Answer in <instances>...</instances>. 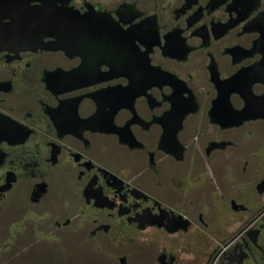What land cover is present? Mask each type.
Segmentation results:
<instances>
[{
  "label": "flooded vegetation",
  "instance_id": "flooded-vegetation-1",
  "mask_svg": "<svg viewBox=\"0 0 264 264\" xmlns=\"http://www.w3.org/2000/svg\"><path fill=\"white\" fill-rule=\"evenodd\" d=\"M11 3L0 264H264V0Z\"/></svg>",
  "mask_w": 264,
  "mask_h": 264
},
{
  "label": "water",
  "instance_id": "water-1",
  "mask_svg": "<svg viewBox=\"0 0 264 264\" xmlns=\"http://www.w3.org/2000/svg\"><path fill=\"white\" fill-rule=\"evenodd\" d=\"M0 8V49L34 48L43 39L44 32H36L33 10H26V15L21 16L22 12H19L18 6L11 3V0L0 2Z\"/></svg>",
  "mask_w": 264,
  "mask_h": 264
},
{
  "label": "rangeland",
  "instance_id": "rangeland-1",
  "mask_svg": "<svg viewBox=\"0 0 264 264\" xmlns=\"http://www.w3.org/2000/svg\"><path fill=\"white\" fill-rule=\"evenodd\" d=\"M18 210L14 211V214H17ZM4 214V213H1ZM10 214V213H9ZM10 216V215H9ZM7 219V217L4 215H1L0 217V225ZM72 247H69V245L66 244L65 248L67 247V250H65L64 255H58L57 253L53 252V255H51V251L48 250L46 247H42L39 245L35 250L28 252L25 254V259L23 261H20L17 264H104V260L96 261L95 259H92L93 257L87 256V253L80 254L79 250L76 252V244H74ZM73 250H72V249ZM107 249V248H106ZM67 251V252H66ZM138 257L136 261L140 262L142 261V258L145 259V257L141 256L139 253H137ZM66 258H70L73 261L66 262ZM16 264V263H13Z\"/></svg>",
  "mask_w": 264,
  "mask_h": 264
}]
</instances>
